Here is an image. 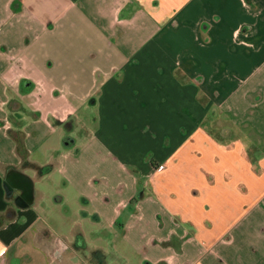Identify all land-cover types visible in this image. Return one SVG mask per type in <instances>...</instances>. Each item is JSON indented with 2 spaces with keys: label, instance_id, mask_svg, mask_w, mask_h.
Masks as SVG:
<instances>
[{
  "label": "crops",
  "instance_id": "obj_1",
  "mask_svg": "<svg viewBox=\"0 0 264 264\" xmlns=\"http://www.w3.org/2000/svg\"><path fill=\"white\" fill-rule=\"evenodd\" d=\"M262 13L264 0H0V264L58 263L52 216L70 209L74 264L89 240L97 264L112 258L103 228L128 252L108 264H264V48L230 47L244 24L264 38ZM184 57L222 60L198 66L206 107L199 80L175 74ZM214 107L232 139L206 127ZM13 172L32 180L27 207L4 188Z\"/></svg>",
  "mask_w": 264,
  "mask_h": 264
},
{
  "label": "rangeland",
  "instance_id": "obj_2",
  "mask_svg": "<svg viewBox=\"0 0 264 264\" xmlns=\"http://www.w3.org/2000/svg\"><path fill=\"white\" fill-rule=\"evenodd\" d=\"M247 9L249 10L248 12H250V13L252 12L249 8H247ZM262 14L264 15V13H262ZM263 15H261V16H262V19L264 20ZM203 25H204L203 27L207 26V24H203ZM254 25H255L254 23L253 24L248 23L246 25L245 24L242 25L241 28L239 29V32L235 34V37L230 39V47H232L236 52H237V50L239 51V49L241 48V51L245 50L244 52H247V53H249L254 48H258L259 46H262V48H264V38H260V39H253L252 38L251 39V36L254 35V29L256 26V25L255 26ZM261 34H262V37H264V23H263ZM209 42H210V40H208V39L202 40L203 44H207ZM262 58L264 59V54L262 55ZM186 59L187 58L184 57L185 62H187ZM207 61H208V63L205 64L204 61L200 62V61L195 59L194 62H192V65H191L190 61L187 62L189 65V70H187V72H189V74L185 73V71H183V70H177L175 74H176L178 80L182 81V83H185V82L189 83L192 81V77H195L196 78L195 80H199L198 84L201 86V84L205 83L204 74L206 75L207 72L206 71L200 72L198 70L199 69L198 66L200 63L203 66H207V65L208 66H215V68H220L219 66H222V64H220L218 67H216L219 62H222V60H216V58L212 60L209 58ZM207 87L210 88V91L212 92V94L214 96L217 97L220 95L222 88L220 87L219 82H213V79H211V82H209L207 84ZM206 94L208 95V91H204L202 86H201V88L199 89V93H198L197 98H198L200 105H202L203 107H206L208 105V98H207ZM209 113H210V115L208 116V119L206 120L205 123H206V127H209L210 132H212V133L214 132V134L220 138L224 137L227 139H232L231 135H229V136L226 135V134H230V132L228 130H226L225 132L223 131L224 127L228 128V126L230 125L229 124L230 122L225 121V119L222 116L221 110L219 113V109L217 110L214 107V108H211L209 110ZM81 207H84V205L81 204ZM72 211L73 210L70 209L71 213L66 215L65 218H63L62 220H60L57 215L52 216L55 219L54 224L52 223V227H53L52 230L54 233L59 235L58 237H57V235L55 236L57 242L54 243L57 246L55 248L56 257L59 256V253L61 254V258L58 257V261H57L58 263H55V264H65V263L66 264H74L73 262H69L68 258H66V257L63 258V256H62V252L64 251L66 244L70 245V247H69L70 249L67 252H65V254L69 253L67 255L68 256L70 255L72 260L74 259V256H75L76 257L74 259L75 262H77L78 259L81 260V257H79V256H81L83 252L79 248H76V247H78V244L75 240L82 233V229H83L82 224L83 223L81 221H82L83 217H82V213H72ZM90 217H92V216H90ZM61 222H64V223L61 224ZM94 226H95L94 221L93 222L87 221L86 233L91 232L94 229ZM63 228L70 229L69 237H67L66 235H64V237H62L60 235L59 231H61ZM103 229H104L102 231L103 239L105 240L104 245H107V246H105L104 251H106L108 254L112 253V255H113L112 256L113 259L109 256L104 257V260L106 261V263H105V261H103L102 264H108V261L110 262L111 259L113 261L116 260L115 257L117 255L119 257L120 256L119 254H125L128 252L124 249V246H123L122 240H121L122 239L121 235L114 228H112V229L111 228H103ZM63 241H67V242H63ZM90 244H94V242L90 241V240L88 241L87 258L86 259H90V260H88V264H97V261L94 260V257L97 256L98 251L94 250V248H93L94 246H90ZM104 254H105V252H104ZM59 259H61V260L59 261ZM80 264H82V263L80 262ZM112 264H124V263L121 260V262H119V263H117L115 261Z\"/></svg>",
  "mask_w": 264,
  "mask_h": 264
},
{
  "label": "water",
  "instance_id": "obj_3",
  "mask_svg": "<svg viewBox=\"0 0 264 264\" xmlns=\"http://www.w3.org/2000/svg\"><path fill=\"white\" fill-rule=\"evenodd\" d=\"M7 194H12L14 190H19L21 194L15 199L20 207H27L33 202V183L32 180L24 174L13 172L6 177L4 184Z\"/></svg>",
  "mask_w": 264,
  "mask_h": 264
},
{
  "label": "built area",
  "instance_id": "obj_4",
  "mask_svg": "<svg viewBox=\"0 0 264 264\" xmlns=\"http://www.w3.org/2000/svg\"><path fill=\"white\" fill-rule=\"evenodd\" d=\"M160 168L162 169L163 167H162V166H160Z\"/></svg>",
  "mask_w": 264,
  "mask_h": 264
}]
</instances>
